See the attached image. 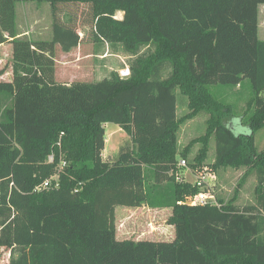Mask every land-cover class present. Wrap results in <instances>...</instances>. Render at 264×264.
<instances>
[{"label":"trees","instance_id":"trees-1","mask_svg":"<svg viewBox=\"0 0 264 264\" xmlns=\"http://www.w3.org/2000/svg\"><path fill=\"white\" fill-rule=\"evenodd\" d=\"M30 2L49 4L50 39L18 37L16 5ZM262 5L0 0V45L10 46V78L0 80V248L8 264H264V150L254 143L264 128ZM84 43L95 56L103 43L120 45L130 57L129 75L56 81L55 46L69 53ZM243 80L252 92L239 120L249 133L235 135L228 127L232 106L208 89L241 87ZM177 93L190 110L181 117L185 100ZM201 112L208 114L207 131L187 166L204 172L212 136L213 170L244 168L241 184L254 174L252 204H237L238 189L217 205L182 203L206 191L177 175L191 150L179 149V128ZM107 123L129 139L113 160L102 156ZM117 207L170 210L173 239L117 240Z\"/></svg>","mask_w":264,"mask_h":264},{"label":"rangeland","instance_id":"rangeland-1","mask_svg":"<svg viewBox=\"0 0 264 264\" xmlns=\"http://www.w3.org/2000/svg\"><path fill=\"white\" fill-rule=\"evenodd\" d=\"M19 3L17 4L16 21L19 23L20 30H28L29 38L33 40H48L51 37V10L47 3L31 2L23 3L20 10ZM20 10V11H19ZM122 12H117L115 16L121 18ZM16 22V27L18 24ZM258 38L264 41V5L259 7L258 15ZM10 53V46L7 47ZM6 49H0V70L3 71L9 68V53L5 55ZM130 57L123 51L120 45L114 48L111 45L103 43L99 55L93 54V46L91 44H80L78 48H73L69 53H63L59 47H55L54 51V75L56 80L62 83L72 82H96L110 77L112 73H118L128 67ZM5 74H2L3 78ZM9 78V77H8ZM55 78V76H54ZM125 78V77H123ZM209 93L217 101L231 105L235 117L228 122V127L235 135H246L249 130L246 126L240 123L239 117L244 113L246 103L251 96V86L248 80H243L241 87H227L220 85L209 86ZM178 92V91H177ZM178 101L185 100L178 108V117L183 116L190 110L187 108L188 99L177 93ZM208 114L205 112L199 113L192 119L183 122L178 132L179 149L191 144L189 156L186 159V166L179 169L177 175L179 179L193 183L200 178H208V174L213 175L208 178V182L204 186L206 192H209L216 200H229L235 189H238L239 206L252 204L253 190L255 187L254 174H246L244 184H241L244 168H220L216 171L212 168V163L215 156V142L212 136L207 139V149L205 162L202 167L204 172H194L187 166V161H192L201 147L200 140L206 134V120ZM118 127L115 124H104L105 138L107 139V151L104 152V159H114L118 150L123 145L129 142L128 137L124 132L116 131ZM255 146L257 151L264 150V128L259 130L255 136ZM56 176L52 175L49 178L51 184L55 182ZM240 184V186H239ZM116 239H145L150 241H171L174 237L172 226L166 224V219L169 216L168 209H148V208H131L129 216H125L119 207L116 208ZM129 235V237H128ZM131 235V236H130ZM0 264H8L7 250L0 248Z\"/></svg>","mask_w":264,"mask_h":264},{"label":"built area","instance_id":"built-area-1","mask_svg":"<svg viewBox=\"0 0 264 264\" xmlns=\"http://www.w3.org/2000/svg\"><path fill=\"white\" fill-rule=\"evenodd\" d=\"M129 75V70L128 68L123 69L120 71V77H127ZM52 160V157H49V161ZM179 166L180 167H185L186 166V161L184 160H180L179 161ZM213 175L208 174V178H211ZM208 178H200L197 180V185L199 186H205L206 183L208 182ZM213 178V177H212ZM49 187V181H45L43 182L41 188L45 189ZM182 203L189 205V206H203L206 204H213V205H217V202L215 200V198L213 196H211L209 194V192L206 191H199L198 193H196L194 196L192 197H188L186 198Z\"/></svg>","mask_w":264,"mask_h":264},{"label":"crops","instance_id":"crops-1","mask_svg":"<svg viewBox=\"0 0 264 264\" xmlns=\"http://www.w3.org/2000/svg\"><path fill=\"white\" fill-rule=\"evenodd\" d=\"M31 3V2H30ZM25 4H28V3H24V5ZM19 7H20V10L22 9V5H23V3H19ZM16 7H17V5H16ZM19 10V11H20ZM16 17H17V8H16V10H15V23L18 21H16ZM17 24H18V28L16 27V29H17V34H18V37L19 38H29L28 36H29V31L26 29V30H20V27H19V23L17 22ZM31 39V38H30ZM9 45L8 44H4V45H0V49H6V52H5V55L6 54H8L9 53V50H8V47ZM57 47H59L58 45H56ZM55 46V47H56ZM78 48V47H77ZM55 51V50H54ZM9 55H10V53H9ZM0 72H1V70H0ZM4 74L6 75L5 77L6 78H3L2 77V74H0V80H9V78H10V73H9V71L8 70H5L4 71ZM55 80H56V73H55ZM9 77V78H8ZM57 81V80H56ZM118 127V126H117ZM116 131H119V132H123L119 127H118V129L116 130ZM126 135V134H125ZM106 145H107V139L105 138V148H104V151H103V155L105 154L104 152H106L107 151V148H106ZM118 208V207H117ZM122 210L123 212V214L125 213V216H129V214L131 213V208H129V207H119V210ZM137 209H139V208H137ZM117 213L118 212H116V209H115V223H116V220H117ZM117 234V233H116ZM131 236V235H130ZM128 237H129V235H128Z\"/></svg>","mask_w":264,"mask_h":264}]
</instances>
